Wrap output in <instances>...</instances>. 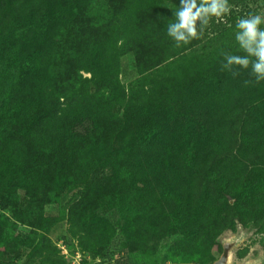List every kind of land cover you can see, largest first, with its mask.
Returning <instances> with one entry per match:
<instances>
[{"label": "rangeland", "instance_id": "rangeland-1", "mask_svg": "<svg viewBox=\"0 0 264 264\" xmlns=\"http://www.w3.org/2000/svg\"><path fill=\"white\" fill-rule=\"evenodd\" d=\"M19 3L20 0H0V193L13 189L19 194L14 206L0 209V261L17 255L16 264H116L126 257L119 246L122 241L128 253L143 255L146 264H187L179 259L192 252L200 255L207 247V261L218 258L222 240L227 237H238L231 252V264H245L259 255L264 256V205L262 200L250 205L244 197L249 194L246 178L252 182L264 181V152L260 155V149L249 147L251 141L240 136L245 132L249 135L250 130L255 134L264 127V97L262 92H256L257 84L244 86L243 81L250 79L245 77L246 72L241 70L233 78L231 73L221 70V60L220 65L215 63L220 68L207 71L208 78L201 83L202 89H197L192 75L189 80L193 79L194 84L187 87V107L179 109L186 112L177 114H182L177 121L170 119L153 138L154 144H145L138 138L141 118L137 116L131 122L126 112L136 103L142 114L151 107L154 115L162 105L167 87L175 84V77L182 69L179 63L188 62L195 55L192 47L197 46L193 40L176 47L170 42L165 27L162 37L167 38L163 45L167 44L168 48L164 46L159 56H145L146 63L143 61L141 65L138 64L141 59L137 60L134 53L120 56L124 73L120 69L115 72L114 84L99 82L88 71H80L81 78L93 80L83 81L85 90L79 87L83 97L94 98L102 105L99 123L94 127L98 135L85 127L64 128L52 124L50 132L63 133V136L46 142L37 135L38 130H24L21 122L27 113L12 111L18 107L17 102L7 103L9 95L18 88L19 79L24 80L28 75L21 74L20 67L29 58L25 57L34 48L44 46L48 51L51 48L52 31L47 33L49 25L45 21L27 25L20 15L11 19L10 12ZM41 4L42 0H37V7ZM136 4V0H125L119 14L138 17ZM248 5L254 11H264L263 0ZM139 10H149V7L143 4ZM120 42L118 36L114 50ZM185 54L188 57L181 59ZM60 60L61 57L54 58L52 67L40 78L50 83L62 100L69 96L74 85L81 86V82L70 81L69 70L67 76L64 69L61 72ZM195 70L191 67L190 71ZM99 77H103L102 73ZM36 78L34 74L27 82L31 88L35 87L38 95L37 90L40 92L45 85L32 81ZM114 96L116 100H112ZM181 99H177L178 106L185 102ZM89 113L81 110L75 114L87 119ZM210 119H216L217 132L202 135L198 127L205 124L209 128ZM71 129H76L79 137L68 140ZM74 144L87 146L73 153ZM210 145L218 148L220 156L210 160L206 157L205 169L201 170L197 153ZM181 152L187 153V159ZM38 162H43L45 173L33 182L32 190L17 187L19 173ZM116 163L128 168L132 177L125 178ZM142 187L155 195L154 200L148 199ZM209 195L214 199L208 200L211 210L217 215L211 221L217 227L179 242L177 236L186 227L182 219L194 216L189 211L190 205H196L198 198L207 200L205 196ZM217 197L220 198L216 200ZM27 205L33 207L35 217L39 218L36 224L22 223L26 220ZM113 205L124 207L118 225L96 213V209L106 211ZM225 217L228 220L222 219ZM19 242L24 246L19 247Z\"/></svg>", "mask_w": 264, "mask_h": 264}, {"label": "trees", "instance_id": "trees-1", "mask_svg": "<svg viewBox=\"0 0 264 264\" xmlns=\"http://www.w3.org/2000/svg\"><path fill=\"white\" fill-rule=\"evenodd\" d=\"M3 1L5 2V0ZM256 1L257 0H230L233 6L231 14L219 21L213 20L205 34L200 39L195 40L197 46L192 47V52L195 51V55L188 62L179 63L182 69L177 73L178 76L175 77V84L167 87L165 98L161 101L162 105L154 112V115L151 114V107L142 114L140 105L138 106L136 103L134 104V108H131V111L129 110L126 112V117L128 116L131 122H135L137 116L141 118L142 125L138 135L139 140L145 142L147 145L154 144L153 138H155L157 133L163 131V126L168 123L170 119L171 121H177L178 117H181L182 114L179 116L176 115L186 112L184 110L181 112L179 109L183 108L188 102V98L186 97L187 87L194 84V79L197 89L198 87L202 89L201 83L204 84L203 80L208 78L207 71L209 73L211 70L216 71V69L220 68L218 64L221 60L223 61V56L221 55L222 51L240 55L244 54L239 50L235 42L234 25L239 16L255 10L251 8L248 3H254ZM150 2L152 3L149 4ZM20 3L17 7L18 10L16 8L11 10V19L14 18V16L17 17L20 15L24 18L23 20L27 25L45 21V23L49 25L47 27V33L52 31L50 36L51 48L49 51L44 46L42 48H34L25 57L29 58H27V61H25L20 68L22 75L26 73H28V75L24 80H21V78L19 79L17 89L20 90L14 93V91L17 90L15 89L13 94L9 95L10 99H7V103L11 101L17 102L18 107L12 111L16 113H27V117L21 122L24 130H38L37 135H40L41 139L46 142L58 140L63 136V133H57L56 135L55 132L53 134L50 132V129L53 128L52 124L61 125L62 127L65 126L64 128L72 126L85 127V129L88 128L93 135H98L94 127L99 123L102 105L101 102H98L94 98L83 97L84 93H82L79 87L85 90L83 81L88 83L93 80L86 77L81 78L80 71H88L93 79L96 77L95 80L102 83H110L112 85L115 81V72L120 69L124 73V68L121 66L122 57L119 58L120 56H124L128 52L134 53L137 60L141 59L138 62V64L141 65L143 61L144 64L146 63L145 56L150 58L152 56L161 55L164 46L167 45H163L167 37H162L166 22L172 21L174 8L179 6V0H136L138 17H133L131 16L132 14H119L121 6L125 4V0H42V4L39 7H37V0H20ZM142 3L147 5L149 10H139L141 5H143ZM17 24L23 28L26 27V25ZM262 27H264V25H262ZM118 36H120L122 42H120L118 49L114 50V43ZM170 42L173 43L171 39ZM225 47L227 50H225ZM166 48H168V45ZM57 56L62 59L59 61L61 72L64 69L63 72H66L65 76H67V70H69L68 77L71 78L70 81L75 80V83L77 81L81 82V86L74 85L72 91L68 93L69 96H65L62 100L55 94L56 91H53L50 83L42 82L41 79L43 75L47 73V68L49 70V67H52L51 64H53L54 58ZM183 56L181 59L188 57L186 54ZM213 60L214 62H212ZM215 63L218 64L216 65ZM151 67H153V64ZM191 67L196 69L195 72L191 73ZM245 72V77L249 78L248 71H244V73ZM100 73H102L103 77L97 78ZM34 74L37 78L32 81L37 80L45 85L40 92L39 89L37 90L39 93L38 95L35 94V87L31 88V85L27 82V79ZM192 75H194V78L189 80ZM189 81L192 83H189ZM256 92L258 94L262 92V96L264 97V82L257 84ZM89 94L94 97L93 92ZM243 94L249 95L248 91H243ZM142 95H145V93L143 92ZM179 97H182L181 100H185V102L178 106L177 99ZM201 98L203 97L200 96V102L202 100ZM112 100H116L115 96ZM186 107L187 106H185L184 109H186ZM188 108L190 109V107ZM81 110H89L90 113L87 119L80 118L75 114L80 113ZM217 126L216 119H210L209 128L204 124L199 126L198 130L202 135L210 134V131L216 133ZM125 132H128L127 128ZM240 136L242 138H248L251 141L249 147H257L255 150L260 149V155H262L264 152V127L259 129L255 134L250 130L249 135L245 132L244 134L240 133ZM77 137H79V133L76 129H71L67 133L68 140ZM173 138L174 136H172L171 140ZM198 138L199 136H197V139ZM168 142L169 139L163 143L166 144ZM86 146L87 145H81L78 147L74 144L72 152H80L84 147L86 148ZM141 147L142 151L144 150L147 152L146 147ZM228 149L223 155L227 153ZM60 152H63V150ZM165 155H167V153H165ZM181 156L187 159L186 152H181ZM214 156H220L217 147H214V145L202 147V153H197V158L202 162V165L199 164L201 170L205 169L204 159L207 157V159L210 160V157ZM121 160H123V156ZM121 163L125 164L123 161ZM42 164L43 162H38L33 168L24 170L21 174L19 173V181L16 183V186L27 191L32 190L33 182H37V177H41L45 173ZM115 165L120 168V172L123 173L125 178L130 179L132 177L128 168L122 167L118 163ZM214 165L215 164L212 165L213 168H216V165ZM189 168L191 171V166ZM209 172H212V170ZM204 175L206 176V172H204ZM245 180L248 181L246 191L249 192V194L244 195L245 200L250 201V205L255 201L262 200L261 203L264 205V181L256 180L252 182L249 178ZM143 186H145V184H143ZM126 189L128 190V185ZM141 190H143L142 192H147L149 200H154L155 195H150V191H148L147 188L142 187ZM205 198L207 200H200L198 198V203L196 205H193V203L190 205L189 211L192 210L194 216H188L182 219L186 227L181 228L182 231L177 236L179 237V242L196 236L200 231L207 232L210 228L217 227H214L215 223L211 221V219L215 216L217 217V215L211 210V203L208 201H214V199L212 195L208 197L205 196ZM219 198L220 197H217L216 200ZM238 200H240V198H238ZM18 201L19 194L13 189H11V191L5 190L0 193L1 210H6L14 206ZM227 203L229 205L233 204ZM182 205H184V203H181V206ZM236 205L237 200L235 202V207ZM177 206H180V203H177ZM123 210V206L113 205L106 209V211L96 209V213L103 215L110 222L117 224L121 220L120 216L123 214ZM34 213L33 207L27 205L24 213L26 220H23L22 223L25 222L28 225L36 224L39 218L35 217ZM195 217L201 218L196 219ZM222 219L228 220L227 217ZM219 231H221V229L214 231L212 235H215ZM24 236H26V234H24ZM121 242L122 241H120L119 246L123 252L126 253V257L121 261H117L116 264H146V261L143 260V255L128 253L123 245L124 242ZM18 245L21 247L24 246V243L19 242ZM200 253V255H197L195 252H192L190 256L181 257L179 261L187 264H210L215 260L214 258L213 260L209 259L207 261L209 255L208 247L205 251H201ZM178 255L181 256L180 254ZM16 258L17 255L11 260H1L0 264H16ZM173 258H175V256H173ZM94 264L101 263L98 262Z\"/></svg>", "mask_w": 264, "mask_h": 264}, {"label": "clouds", "instance_id": "clouds-1", "mask_svg": "<svg viewBox=\"0 0 264 264\" xmlns=\"http://www.w3.org/2000/svg\"><path fill=\"white\" fill-rule=\"evenodd\" d=\"M230 0H179L173 19L166 26L167 36L176 47L200 39L213 20L219 21L231 14ZM264 11H249L235 21L234 39L244 53L221 52V70L235 78L241 70L248 71L245 87L264 82Z\"/></svg>", "mask_w": 264, "mask_h": 264}, {"label": "water", "instance_id": "water-1", "mask_svg": "<svg viewBox=\"0 0 264 264\" xmlns=\"http://www.w3.org/2000/svg\"><path fill=\"white\" fill-rule=\"evenodd\" d=\"M238 237H227L222 240V252L218 258H216L210 264H231V252L233 247L237 244ZM245 264H264V256L258 257L246 262Z\"/></svg>", "mask_w": 264, "mask_h": 264}]
</instances>
